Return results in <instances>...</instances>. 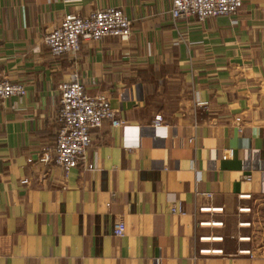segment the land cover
Wrapping results in <instances>:
<instances>
[{
  "label": "crops",
  "instance_id": "obj_1",
  "mask_svg": "<svg viewBox=\"0 0 264 264\" xmlns=\"http://www.w3.org/2000/svg\"><path fill=\"white\" fill-rule=\"evenodd\" d=\"M172 6L0 0V72L26 87L0 100V264H264L251 247L264 203V0H243L237 23L174 20ZM107 7L131 20L127 41L51 55L43 37L65 15ZM75 71L126 124L91 127L84 163L66 174L38 157Z\"/></svg>",
  "mask_w": 264,
  "mask_h": 264
},
{
  "label": "built area",
  "instance_id": "obj_2",
  "mask_svg": "<svg viewBox=\"0 0 264 264\" xmlns=\"http://www.w3.org/2000/svg\"><path fill=\"white\" fill-rule=\"evenodd\" d=\"M242 7L243 0H173L171 16L174 20L195 18L199 22L210 17H229L237 23ZM131 33L132 22L123 9L107 7L85 16L65 15L61 23L43 37V43L53 57L59 58L64 55H77L84 42L101 41L107 37L127 41ZM60 91V104L55 117V141L52 146L41 149L38 161L61 167L67 174L73 167L84 163L93 143L89 131L91 127L100 128L105 121H109L112 127H121L126 124V120L119 117L107 95L87 94L77 71L71 74L68 81L62 83ZM25 93L24 84L10 82L0 72V100L23 96ZM163 123V115H155L154 126ZM227 156H234L233 149H228ZM87 167L92 169L93 165L88 164ZM22 182L26 184L28 180ZM125 229L122 220L116 222L113 227L114 236L123 237Z\"/></svg>",
  "mask_w": 264,
  "mask_h": 264
},
{
  "label": "rangeland",
  "instance_id": "obj_3",
  "mask_svg": "<svg viewBox=\"0 0 264 264\" xmlns=\"http://www.w3.org/2000/svg\"><path fill=\"white\" fill-rule=\"evenodd\" d=\"M264 202V201H263ZM261 214L256 224L254 240L252 241L251 247L257 248L259 250H264V203L260 208Z\"/></svg>",
  "mask_w": 264,
  "mask_h": 264
}]
</instances>
